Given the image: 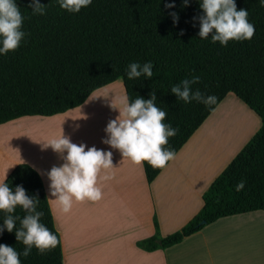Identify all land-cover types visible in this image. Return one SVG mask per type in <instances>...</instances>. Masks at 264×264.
<instances>
[{
  "label": "trees",
  "instance_id": "16d2710c",
  "mask_svg": "<svg viewBox=\"0 0 264 264\" xmlns=\"http://www.w3.org/2000/svg\"><path fill=\"white\" fill-rule=\"evenodd\" d=\"M16 2L26 36L15 50L0 55V123L22 115L63 112L118 77L130 101L136 96L147 99L155 91L157 105L166 111L165 122L178 129L165 145L174 154L228 93L260 119L257 131L202 194V208L164 237L154 218V233L136 243L142 252L176 244L219 218L264 211V7L258 0H235L237 10H248L255 31L251 39L229 40L225 46L198 37L199 24L193 17L200 14L199 0H189L187 6L182 0H92L78 13L61 9L56 0H40L43 15L32 13L30 0ZM166 3L174 7L165 8ZM170 12L177 13L176 23ZM133 61H152L153 76L129 79L126 67ZM192 75L200 76L192 87L215 95V104L185 103L170 93L173 84ZM165 164L152 167L142 162L146 181L150 183ZM7 180L38 197L41 220L58 239L42 253L33 247L27 257H20L21 264H62L59 235L37 172L20 164ZM241 180L244 187L237 191ZM16 212L23 215L19 207ZM3 216L0 212V221ZM0 243L18 252L25 247L7 231L0 232Z\"/></svg>",
  "mask_w": 264,
  "mask_h": 264
},
{
  "label": "crops",
  "instance_id": "0c3cea01",
  "mask_svg": "<svg viewBox=\"0 0 264 264\" xmlns=\"http://www.w3.org/2000/svg\"><path fill=\"white\" fill-rule=\"evenodd\" d=\"M106 94L114 99L110 111L118 112L125 94L120 77L96 87L81 104L63 112L22 115L0 123V174L7 171L8 176L17 165H28L37 172L47 200L46 173L62 159L42 146L62 132L73 143L108 150L101 140L108 119L116 115L103 114L96 106ZM222 100L150 183L142 163L111 149L113 168L100 173L110 179L97 180L100 199L74 200L67 212L47 200L62 264H264L262 210L219 218L161 250L144 253L136 246L154 233V218L162 237L183 227L202 208L207 187L253 135L235 148L214 132L211 118ZM98 115L106 123L98 122Z\"/></svg>",
  "mask_w": 264,
  "mask_h": 264
},
{
  "label": "clouds",
  "instance_id": "9594fccd",
  "mask_svg": "<svg viewBox=\"0 0 264 264\" xmlns=\"http://www.w3.org/2000/svg\"><path fill=\"white\" fill-rule=\"evenodd\" d=\"M56 3L69 13H78L92 0H56ZM182 3L187 6L189 0H182ZM258 4L264 7V0H258ZM29 7L33 14L45 13V5L40 0H30ZM164 7L173 8L174 4L166 3ZM198 7L200 14L193 19L199 24V38H210L211 42L225 46L229 40L242 41L253 37L255 27L248 19V10H237L235 0H199ZM169 15L176 23L177 13L170 12ZM23 19L16 0H0V55L15 50L25 38ZM142 75L145 78L153 76L152 61H133L127 65L126 76L129 79ZM199 81V75L185 77L170 87V93L185 103L197 101L204 105L215 104V95H206L199 88L192 87ZM121 105L118 115L109 120L104 128L106 135L101 143L107 144L108 150L73 143L62 132L58 138L42 146L50 147L62 159V163L53 165L46 173L47 200L54 201L62 211H69L74 200L101 198L97 180L110 179L109 175L100 173L113 168L111 149L118 150L121 157L129 158L134 163L146 161L152 167H162L173 157L172 149L165 145L178 129L165 122L166 111L157 105L155 91L151 90L147 99L136 96L131 101L125 92ZM243 187L244 181L241 180L236 190L240 191ZM39 203L38 197L29 195L22 185L10 186L7 171L0 174V212L4 213L0 232L14 233L15 241L25 246L18 252L14 246L0 243V264H21L20 257H27L33 247L42 253L57 245L56 234L41 220L44 213L38 209ZM17 207L23 212L22 216L16 212Z\"/></svg>",
  "mask_w": 264,
  "mask_h": 264
},
{
  "label": "bare ground",
  "instance_id": "6f19581e",
  "mask_svg": "<svg viewBox=\"0 0 264 264\" xmlns=\"http://www.w3.org/2000/svg\"><path fill=\"white\" fill-rule=\"evenodd\" d=\"M102 95H104V94H102ZM100 97H102L101 98V100H100V105L97 107L98 109L99 108H101V111L100 112H103V114H106V115H112L113 116V113H114V115H116L117 116V114H118V112H114V110H111L110 111V108L108 107V105H109V102H111L112 100H114V99H112V97H110V95L109 94H106V96H100ZM117 100V99H116ZM223 105H225V103H223L221 106H223ZM221 106H220V108H221ZM110 107H112V106H110ZM225 109H222V112H225V115L226 116H228V115H230V116H228V117H232V118H234L235 119V123H231V124H229V125H225V126H231L232 124H233V127L235 126L236 128H237V130H239L237 133L239 134V136L238 135H236V136H234V137H236V139H234V142H237V146L236 147H238V145L239 144H241V142H243L244 140H242V139H246V137L248 136V134H249V132H251L252 130H254V128H256L257 127V125H256V123H254L253 121H250L248 118H246V115L248 114L247 113V111H245L244 110V107L240 104V103H238L235 99H233L230 103H228L227 105H226V107H224ZM219 110H221V109H219ZM218 110V111H219ZM93 112H95V111H93ZM99 112V113H100ZM250 112V111H249ZM96 113V112H95ZM109 113V114H108ZM112 113V114H111ZM94 114V113H93ZM102 113H101V115H103ZM101 115H98V116H96V118L97 117H99V116H101ZM94 117V116H93ZM104 117V116H103ZM103 117H99L100 118V121H98V120H94V121H98V122H102L103 121ZM114 117V116H113ZM113 117H109V118H113ZM105 119H106V116H105ZM108 120H110V119H108ZM107 120V121H108ZM106 121V120H105ZM89 124H90V122H88ZM87 122H86V126H87V124H88ZM102 123H106V122H102ZM236 123H240V125H236ZM92 124V123H91ZM90 126V125H89ZM92 126H93V124H92ZM92 128V127H91ZM95 128V127H94ZM232 129V128H231ZM224 131V130H223ZM236 131V130H235ZM89 132H91V130L89 129ZM248 133V134H247ZM247 134V135H246ZM223 135V134H222ZM231 135V134H230ZM235 135V134H234ZM238 136V137H237ZM245 137V138H244ZM231 139V138H230ZM242 140V141H241ZM241 141V142H240ZM228 143H229V140H228ZM231 143H232V141H231ZM235 144V143H234ZM233 144V145H234ZM232 144H230V146H231ZM235 147V148H236Z\"/></svg>",
  "mask_w": 264,
  "mask_h": 264
},
{
  "label": "rangeland",
  "instance_id": "374dc122",
  "mask_svg": "<svg viewBox=\"0 0 264 264\" xmlns=\"http://www.w3.org/2000/svg\"><path fill=\"white\" fill-rule=\"evenodd\" d=\"M229 95V96H228ZM225 99L222 100L223 103H225V105L221 106L222 104H220L217 109L215 110V113L213 114L212 118H211V121H213V124H214V132L217 134V135H222L223 134V138H226L227 139V142L229 140V144H232L231 147L234 146L236 147L237 145V142H234V139H236V135L239 136V134L237 133L239 130H237V128L234 126L233 127V124L231 126H225V125H229L231 124L232 122L235 123V119L232 118V117H228L225 115V112H222V109H225L224 107H226V105L228 103H230L233 99H235L238 103H240L243 107H244V110L247 111V115H246V118H248L250 121H253L254 123H256L257 127L254 128V130H252L251 132H249L248 136L246 137V139L251 135V134H254V132L257 131V129L260 127V119L256 116V114L250 110L243 102H241L237 97H235V95H233L232 93H228L225 97ZM100 102V101H99ZM96 103V106L98 107L100 105V103ZM112 102V101H111ZM111 102H109V105L108 107L111 109ZM221 106V108H220ZM221 109V110H219ZM219 110V111H218ZM250 111V112H249ZM236 125H240V123H236ZM232 128V129H231ZM224 130V131H223ZM236 130V131H235ZM231 134V135H230ZM235 134V135H234ZM246 134V135H247ZM237 136V137H238ZM231 138V139H230ZM245 138V137H244ZM246 139H242V140H246ZM241 140V141H242ZM232 141V143H231ZM240 141V142H241ZM243 141V142H244ZM241 142V144L243 143ZM241 144H239L238 146H240ZM232 150V149H231Z\"/></svg>",
  "mask_w": 264,
  "mask_h": 264
},
{
  "label": "water",
  "instance_id": "95a60500",
  "mask_svg": "<svg viewBox=\"0 0 264 264\" xmlns=\"http://www.w3.org/2000/svg\"><path fill=\"white\" fill-rule=\"evenodd\" d=\"M205 223V221H201V224H204Z\"/></svg>",
  "mask_w": 264,
  "mask_h": 264
}]
</instances>
